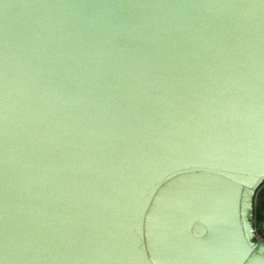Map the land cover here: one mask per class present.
<instances>
[{
	"label": "water",
	"instance_id": "95a60500",
	"mask_svg": "<svg viewBox=\"0 0 264 264\" xmlns=\"http://www.w3.org/2000/svg\"><path fill=\"white\" fill-rule=\"evenodd\" d=\"M264 0H0V264H264Z\"/></svg>",
	"mask_w": 264,
	"mask_h": 264
},
{
	"label": "trees",
	"instance_id": "16d2710c",
	"mask_svg": "<svg viewBox=\"0 0 264 264\" xmlns=\"http://www.w3.org/2000/svg\"><path fill=\"white\" fill-rule=\"evenodd\" d=\"M253 217L256 221H264V185L255 194Z\"/></svg>",
	"mask_w": 264,
	"mask_h": 264
},
{
	"label": "built area",
	"instance_id": "2783aa9c",
	"mask_svg": "<svg viewBox=\"0 0 264 264\" xmlns=\"http://www.w3.org/2000/svg\"><path fill=\"white\" fill-rule=\"evenodd\" d=\"M253 228L255 239L264 243V221H256L253 217Z\"/></svg>",
	"mask_w": 264,
	"mask_h": 264
}]
</instances>
